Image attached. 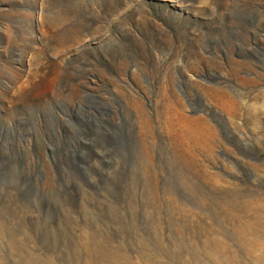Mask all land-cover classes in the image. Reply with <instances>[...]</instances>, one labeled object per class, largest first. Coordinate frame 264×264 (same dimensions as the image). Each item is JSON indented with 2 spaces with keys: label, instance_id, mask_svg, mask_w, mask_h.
<instances>
[{
  "label": "rangeland",
  "instance_id": "obj_1",
  "mask_svg": "<svg viewBox=\"0 0 264 264\" xmlns=\"http://www.w3.org/2000/svg\"><path fill=\"white\" fill-rule=\"evenodd\" d=\"M28 260L264 264V0H0V264Z\"/></svg>",
  "mask_w": 264,
  "mask_h": 264
},
{
  "label": "bare ground",
  "instance_id": "obj_2",
  "mask_svg": "<svg viewBox=\"0 0 264 264\" xmlns=\"http://www.w3.org/2000/svg\"><path fill=\"white\" fill-rule=\"evenodd\" d=\"M171 127V126H170ZM173 130V129H172ZM149 131V130H148ZM147 134V133H146ZM170 134V133H169ZM173 135V134H172ZM179 134H177V136H178ZM147 136V135H146ZM169 136H171V135H169ZM144 137H145V135H144ZM170 138V137H169ZM168 138V139H169ZM173 138V137H172ZM174 138H179V136L178 137H174ZM172 142V141H171ZM178 144V143H177ZM175 146V145H174ZM176 148V147H175ZM171 150V149H170ZM173 156H174V158H175V160H176V163L178 164V163H180V160H181V157H180V154H179V152H178V150L177 149H173V154H172ZM152 175V174H151ZM178 178L180 179V175L178 176ZM158 184V183H157ZM155 190V189H154ZM156 190H158V188L156 189ZM168 190V189H167ZM157 193V192H156ZM155 198H156V196H155ZM157 231V230H156ZM157 233H158V231H157ZM54 234V233H53ZM27 262H29V264H42L41 263V261L40 262H38V261H32V260H28Z\"/></svg>",
  "mask_w": 264,
  "mask_h": 264
}]
</instances>
